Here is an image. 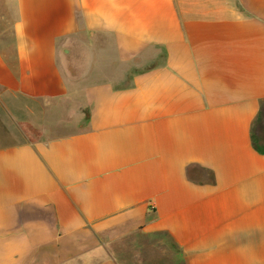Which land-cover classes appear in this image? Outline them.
<instances>
[{
  "label": "crops",
  "instance_id": "crops-1",
  "mask_svg": "<svg viewBox=\"0 0 264 264\" xmlns=\"http://www.w3.org/2000/svg\"><path fill=\"white\" fill-rule=\"evenodd\" d=\"M0 264H264V0H0Z\"/></svg>",
  "mask_w": 264,
  "mask_h": 264
},
{
  "label": "rangeland",
  "instance_id": "rangeland-1",
  "mask_svg": "<svg viewBox=\"0 0 264 264\" xmlns=\"http://www.w3.org/2000/svg\"><path fill=\"white\" fill-rule=\"evenodd\" d=\"M98 48H104L103 47V44H98L97 46H96V49H98ZM106 53V52H105ZM103 54V53H102ZM79 64H82V59H80L79 60ZM98 64V61H96V65ZM75 121H78L77 119H78V117H77V115L75 114ZM84 125V124H83ZM23 130L25 131V133L29 136V138L31 139V140H35V139H37L38 137H39V132L37 131V130H35V129H33V128H31V127H23Z\"/></svg>",
  "mask_w": 264,
  "mask_h": 264
},
{
  "label": "trees",
  "instance_id": "trees-1",
  "mask_svg": "<svg viewBox=\"0 0 264 264\" xmlns=\"http://www.w3.org/2000/svg\"><path fill=\"white\" fill-rule=\"evenodd\" d=\"M255 147L258 149L257 145L255 144Z\"/></svg>",
  "mask_w": 264,
  "mask_h": 264
}]
</instances>
